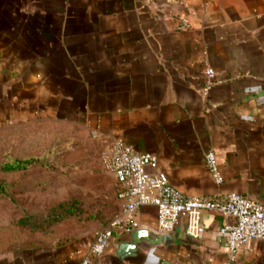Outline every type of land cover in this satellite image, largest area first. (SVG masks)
<instances>
[{
    "label": "crops",
    "instance_id": "1",
    "mask_svg": "<svg viewBox=\"0 0 264 264\" xmlns=\"http://www.w3.org/2000/svg\"><path fill=\"white\" fill-rule=\"evenodd\" d=\"M206 66L215 75L203 90ZM37 118L81 125L102 148L120 138L153 154L186 196L235 192L264 205V0H0V128ZM136 218L155 227L156 208ZM103 221L65 218L0 264H77ZM230 221L204 210L193 238L180 218L140 264H224L219 229ZM128 239L111 238L93 264H112ZM230 264H264V240Z\"/></svg>",
    "mask_w": 264,
    "mask_h": 264
},
{
    "label": "rangeland",
    "instance_id": "2",
    "mask_svg": "<svg viewBox=\"0 0 264 264\" xmlns=\"http://www.w3.org/2000/svg\"><path fill=\"white\" fill-rule=\"evenodd\" d=\"M101 149L89 130L65 120L37 118L0 128V258L50 237L61 220L47 217L59 204H70L79 219L105 218L116 209ZM14 159L30 161L4 170Z\"/></svg>",
    "mask_w": 264,
    "mask_h": 264
},
{
    "label": "built area",
    "instance_id": "3",
    "mask_svg": "<svg viewBox=\"0 0 264 264\" xmlns=\"http://www.w3.org/2000/svg\"><path fill=\"white\" fill-rule=\"evenodd\" d=\"M185 26L187 20L183 18L178 28ZM204 73L207 79L203 90H208L214 82L215 72L206 66ZM204 158L214 182L220 184L222 177L214 151L206 150ZM100 164L114 180L120 207L111 220L94 231L77 264H93V258L108 251L111 238L129 235L140 226L136 216L143 206L156 208L154 228L157 230L171 231L176 222L184 218L185 232L193 238L203 231L200 225L202 211H214L224 219H230L219 229L229 254V260L224 264H230L240 246H248L255 239L264 240V205L259 201L235 192L186 196L169 183L163 171L158 170L156 156L137 152L120 138L100 150Z\"/></svg>",
    "mask_w": 264,
    "mask_h": 264
},
{
    "label": "water",
    "instance_id": "4",
    "mask_svg": "<svg viewBox=\"0 0 264 264\" xmlns=\"http://www.w3.org/2000/svg\"><path fill=\"white\" fill-rule=\"evenodd\" d=\"M170 234V231L161 232L147 225L138 226L128 240L116 244L112 264H140L144 251L164 244Z\"/></svg>",
    "mask_w": 264,
    "mask_h": 264
},
{
    "label": "trees",
    "instance_id": "5",
    "mask_svg": "<svg viewBox=\"0 0 264 264\" xmlns=\"http://www.w3.org/2000/svg\"><path fill=\"white\" fill-rule=\"evenodd\" d=\"M30 159H25V160H12L10 162H6L3 165V169L6 171H12V170H16V169H23L25 167L28 166ZM115 196H116V191H115ZM117 199V196H116ZM118 208L114 209V211L108 215L105 218H97L95 217V219L98 220H104V224L106 222H108L109 220H111V218L118 212ZM77 214H75V212L72 210L70 204L68 203H62L59 204L57 207L53 208L52 212L49 213V216L47 217V219H50L51 221H59L68 217H72L75 216ZM77 217V216H75ZM78 218V217H77Z\"/></svg>",
    "mask_w": 264,
    "mask_h": 264
}]
</instances>
